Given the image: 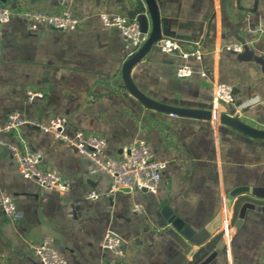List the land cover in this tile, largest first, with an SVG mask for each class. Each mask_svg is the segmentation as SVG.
Listing matches in <instances>:
<instances>
[{"label":"crops","instance_id":"0c3cea01","mask_svg":"<svg viewBox=\"0 0 264 264\" xmlns=\"http://www.w3.org/2000/svg\"><path fill=\"white\" fill-rule=\"evenodd\" d=\"M163 37L181 48L197 45L201 58L164 52L156 43L130 71L149 97L184 107L216 108L264 128V0H155ZM0 5L57 13L67 9L80 26H27L22 17L0 25V124L12 110L43 123L68 118L67 131L101 135L106 153L118 155L133 139L166 160L156 192L133 187L111 195V175L89 174L87 159L66 142L33 125L0 132V192L13 195L23 216L10 220L0 206V264H40L33 245L50 235L68 264H99L115 256L100 245L106 231L123 239L124 264H184L191 253L232 217L228 195L242 196L231 234L196 264H262L264 261V138L213 119L181 116L146 107L124 86L126 51L116 26L98 14L135 17L148 35L151 17L135 0H5ZM241 43L234 52L226 43ZM187 64L192 73L176 75ZM203 70L204 75L200 73ZM233 88L234 101H216L213 80ZM40 90L41 97L27 98ZM40 149L41 166L59 171L67 187L44 190L23 177L10 144ZM93 189L96 198L89 197ZM262 200V201H261ZM139 204L140 211L133 210ZM179 216L192 231L185 237L169 221ZM223 243V245H221ZM188 264V263H186Z\"/></svg>","mask_w":264,"mask_h":264},{"label":"built area","instance_id":"2783aa9c","mask_svg":"<svg viewBox=\"0 0 264 264\" xmlns=\"http://www.w3.org/2000/svg\"><path fill=\"white\" fill-rule=\"evenodd\" d=\"M22 17L27 26L31 29L39 25L55 29L71 30L80 26V19L72 15L67 9L61 12H44L31 8H14L0 5V25L13 17ZM101 24L104 26H116L124 36L125 59L130 57L142 44L146 37L142 35V29L137 19L127 14H109L101 12L98 14ZM158 48L164 52L178 53L181 57L194 56L201 58L202 52L195 45L190 49L181 48L178 41L172 37H162L155 42ZM224 47L234 52L242 50L241 43H226ZM176 75L187 77L192 73V68L183 64L176 68ZM205 74L203 70L200 71ZM213 96L216 101L232 103L234 101L233 88L230 84L217 81L212 82ZM43 96L40 90L29 89L27 98ZM29 124L43 132L50 133L54 138L66 142L76 149L87 159V172L96 174L105 172L111 175L109 189L106 192L111 195L117 190H131L133 187L145 188L149 192H156L160 181L161 173L167 165L166 160L155 159L144 139H133L118 155L106 153V140L99 134L85 132L82 129H73L72 133L67 131L68 118L66 116H52L47 123L30 119L21 114L19 110H12L7 114L3 123L0 124V132L16 131L21 125ZM2 139L0 138V143ZM12 157L14 158L19 173L26 178L35 179L44 190L63 191L67 183L56 169H46L40 164L42 152L40 149H20L16 144L9 145ZM89 197L96 198L98 193L91 189ZM0 206L10 220H18L23 216L22 211L17 207L13 195L7 192H0ZM133 210L140 211L139 204L133 205ZM222 237L227 242L231 234L230 217L224 218L222 224ZM103 249L110 251L115 259L99 264H124L123 239L113 231H106L100 239ZM33 252L41 264H68L65 257L59 253L52 243L50 235H44L40 241L33 245ZM264 264V261L262 262Z\"/></svg>","mask_w":264,"mask_h":264},{"label":"water","instance_id":"95a60500","mask_svg":"<svg viewBox=\"0 0 264 264\" xmlns=\"http://www.w3.org/2000/svg\"><path fill=\"white\" fill-rule=\"evenodd\" d=\"M0 1L5 2V0H0ZM135 4H136V8L141 12L147 9L151 17L152 26H151V30L149 31L148 35H146L145 39L143 40L139 48L130 57L126 58L122 63L121 75H122L123 84L126 87V89L134 97H136L139 101H141L146 107H150L152 109H157L164 112L174 113L181 116L213 119L220 123H225L227 125H230L231 127H234L242 131L243 133H246L253 137L264 138V128H259L251 124H248L236 115L228 114L222 111H217L215 107L211 109H204V108L184 107V106L163 103L161 101H157L149 97L134 84L130 75L132 66L144 56V54L150 49V47L157 40L161 39L163 35L166 34V28H167L164 25L161 28L159 10L155 0H135ZM144 33L145 32L143 31L141 36H143ZM123 190H127V189H123ZM234 195L235 192L230 193L228 195L229 200L226 202L228 208H230L232 204V217L230 221L231 225L235 221V216L237 214L239 203L241 202V199L244 198L242 196H239L235 198V200L232 203V198ZM262 202H264V199ZM169 221L176 229L180 230L185 237L187 238L190 237V232L192 231V229L187 223L184 222L183 219H181L179 216L172 214L170 216ZM221 237H222V230L218 231L211 239H209L206 243H204L198 249L193 251L191 253V256L187 259V261L184 264L186 263L196 264L198 260H200L216 245L217 241L220 240ZM221 245H223V243Z\"/></svg>","mask_w":264,"mask_h":264}]
</instances>
